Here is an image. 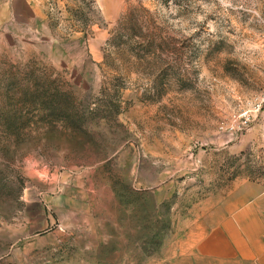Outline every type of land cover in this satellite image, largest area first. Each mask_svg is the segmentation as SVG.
<instances>
[{"label":"rangeland","instance_id":"374dc122","mask_svg":"<svg viewBox=\"0 0 264 264\" xmlns=\"http://www.w3.org/2000/svg\"><path fill=\"white\" fill-rule=\"evenodd\" d=\"M27 3L0 0V264H259L204 234L264 188V0Z\"/></svg>","mask_w":264,"mask_h":264},{"label":"crops","instance_id":"0c3cea01","mask_svg":"<svg viewBox=\"0 0 264 264\" xmlns=\"http://www.w3.org/2000/svg\"><path fill=\"white\" fill-rule=\"evenodd\" d=\"M23 1L24 4L21 5L25 9L20 8L18 23L27 21L29 13L32 14V18L34 16V12H26V9L28 11L27 2L30 0ZM10 18V12H0V27ZM259 187V185L249 186V190L245 191L241 199L232 203L233 211L229 210L226 214L233 215V219L226 218L214 224L212 229L204 234L205 248L210 256H222V253H217V249L221 250L222 245L226 248L229 241L235 240L247 242L249 245H246L247 247L257 249L256 259L259 264H264V188Z\"/></svg>","mask_w":264,"mask_h":264},{"label":"trees","instance_id":"16d2710c","mask_svg":"<svg viewBox=\"0 0 264 264\" xmlns=\"http://www.w3.org/2000/svg\"><path fill=\"white\" fill-rule=\"evenodd\" d=\"M107 42H109V40H107Z\"/></svg>","mask_w":264,"mask_h":264}]
</instances>
